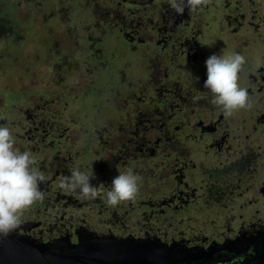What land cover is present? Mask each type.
<instances>
[{
	"label": "flooded vegetation",
	"instance_id": "flooded-vegetation-1",
	"mask_svg": "<svg viewBox=\"0 0 264 264\" xmlns=\"http://www.w3.org/2000/svg\"><path fill=\"white\" fill-rule=\"evenodd\" d=\"M104 4L106 22L99 26L151 52H135L138 70L130 78L120 75L121 92L97 100L95 110L109 119L96 121L101 129L94 136L63 145L58 132L44 148V138L28 127L32 122L0 120L22 131L15 130L20 134L14 135L15 145L33 143L30 152L46 177L40 185L46 198L23 213L18 228L0 235V243L26 240L67 248L78 238L108 239L114 245L172 246L182 255L176 264H264V0H212L183 14L167 0ZM89 12L98 28L99 17ZM233 52L246 58L239 83L248 89L251 106L225 116L204 88L205 61ZM48 148L53 150L44 152ZM117 162L142 177L135 200L111 206L103 195L79 199L63 214L62 177L74 168L93 170L90 182L110 187L120 173Z\"/></svg>",
	"mask_w": 264,
	"mask_h": 264
},
{
	"label": "rangeland",
	"instance_id": "rangeland-1",
	"mask_svg": "<svg viewBox=\"0 0 264 264\" xmlns=\"http://www.w3.org/2000/svg\"><path fill=\"white\" fill-rule=\"evenodd\" d=\"M67 2L72 8L70 13L67 11V20L69 21V26L76 29L72 38L76 41L75 44L77 49L73 51L72 54L79 60L80 65L78 70L72 71L69 76L67 75L68 73H62V78L58 79V83H56L51 80L50 74L47 72L51 71L52 64L59 59V53L56 55L53 50L50 52V48L52 49V47H48L49 44L47 45V40L44 34L38 30V19L28 16L26 20H18L19 17H17V12L20 8L18 1L0 0V14L6 15L12 21L16 22V32L22 35V38L14 45H11L9 41L11 38L5 40L3 43H0V49H6L7 52H9L8 61H10L9 66L5 65L7 62H2L1 68H3H0V112L3 114V112L12 105L10 99L12 93L10 94L7 91L8 87L9 90L12 89L14 91L15 89H18L25 93L28 92L29 89H41V85L49 87L57 92L50 101V109H52V106L54 107V100L58 96V112H65V114L69 112L77 120L72 123L69 129H66L67 134L61 138V142L64 143L65 140H67L68 143H70L69 145H71L80 138L94 136L93 132L101 129L97 122L90 125L85 123L84 125H87L88 130L83 131L81 129V120H88L89 115L94 117L95 120L109 119V116L105 114H103V118L102 116L100 117L99 112L95 110L96 105L87 107L86 99L83 102H80L81 98L86 93V90L82 89V86L88 83V75L93 71L92 69L89 71L87 66H92L102 59L109 60L111 64L113 61L117 63V66H115L114 69L120 70L118 74L113 73V75L117 76L115 81L118 83L115 88L116 96L119 94L122 85L120 75L123 74L125 77L130 78L129 75L138 70L137 64H139V62L135 64L134 54L137 51H142L145 47L140 48V46H138L137 48L136 42L126 43L125 41H119L117 32L108 28L107 25H102L101 28L91 27L90 25L94 22L93 17L88 8H83L82 0H65L64 2L62 0V5L65 8L68 6ZM28 5L31 8L30 13H32L33 9L38 10L37 0H32L31 2L28 1ZM33 15H35V13H33ZM49 23L53 24V29L58 30V20L53 19ZM62 39L63 42L67 44L68 39L65 37ZM45 41L46 44H42ZM144 50L151 52L150 49L147 48ZM130 53L131 55H129ZM18 55H20L18 62L11 63ZM14 63L16 65L12 67ZM124 63H127V65H124ZM79 70H82L85 73V76L79 73ZM76 77H80V79L73 80ZM90 80L91 79H89V81ZM63 89H66L68 97L63 96ZM34 97L36 96L34 95ZM73 97L74 100L72 99ZM26 98L31 101L30 96H26ZM116 104H119L118 101ZM71 107H74V109H70ZM111 115L116 116L115 113H112ZM2 119L3 118L0 117V120ZM24 121L25 120L20 113L14 115L12 119V122H16L18 125H21ZM0 126L6 125L0 124ZM8 128H10L12 133H14L16 129H18L19 133L22 132L19 128ZM108 136L113 138L110 134H108ZM17 142H19V144L15 146L19 150L31 151L33 143L30 144V148H27V145H24V143L20 141ZM68 143L66 145H68ZM82 143L85 144L86 140L82 139ZM68 148L70 147H66V149ZM44 156L49 157L50 155L48 153H44ZM62 156L64 157V155ZM72 157L74 156L72 155ZM138 160L144 163V158L138 157ZM88 161L89 160L82 161L80 162V165H86ZM115 166L118 169V172L126 171L122 168L119 162H117ZM142 172H145V170ZM92 184L95 186L94 182ZM58 193V205H60V208H58L61 209L62 212L64 211L63 214L66 215L73 209V206L77 204L75 201L80 198L78 196H73L66 191L60 190L59 188ZM61 194H63L62 197ZM68 194L70 195L65 198Z\"/></svg>",
	"mask_w": 264,
	"mask_h": 264
},
{
	"label": "clouds",
	"instance_id": "clouds-1",
	"mask_svg": "<svg viewBox=\"0 0 264 264\" xmlns=\"http://www.w3.org/2000/svg\"><path fill=\"white\" fill-rule=\"evenodd\" d=\"M177 14H183L209 6L212 0H167ZM246 58L233 52L229 55H210L206 61L207 79L204 88L212 96L211 103L225 116L251 106V97L246 87L239 83L245 70ZM194 100L200 99L194 96ZM93 170L74 168L69 176L60 179L58 188L76 194L82 201H95L103 195L111 206L135 200L140 194L142 177L132 168L120 172L111 182L94 186ZM46 182L38 170V161L30 151H21L15 146V137L6 126H0V235H7L22 223L23 213L37 201L46 198L40 185Z\"/></svg>",
	"mask_w": 264,
	"mask_h": 264
},
{
	"label": "trees",
	"instance_id": "trees-1",
	"mask_svg": "<svg viewBox=\"0 0 264 264\" xmlns=\"http://www.w3.org/2000/svg\"><path fill=\"white\" fill-rule=\"evenodd\" d=\"M17 1L20 7L17 12V17H19L18 20H26L28 16L37 18L38 21H40H37L38 30H40L44 34L47 40V45L49 44L48 47H52V49L50 48V52H52L53 50L54 54L58 55L59 53V59H57L52 64L51 71L47 72L50 74L51 80L58 83V79L62 78V73H68L67 75L69 76L72 71H77L80 63L79 60L76 59L72 54L73 51L77 49V46L75 44L76 41L72 38V36L76 32V29L71 28L69 26V21L67 20V11L69 13L72 11L69 3L67 2L68 6L65 8L62 5V0H37L38 10L33 9L32 13H30L31 8L28 5V1L31 2L32 0ZM64 1L65 0H63V2ZM92 1H94L93 6L91 4ZM82 2L83 8H89L95 13L97 17H99L98 27L101 28V26H99V23L102 21L106 22L105 17H107V12L105 10L107 9V7L104 4L105 0H82ZM33 13H35V15H33ZM53 19L58 20V30L53 29V24L49 23ZM15 23L16 22L12 21L6 15L0 14V43H3L5 40L11 38V40L9 41L11 45H14L22 38V35L16 32L17 23ZM90 26L92 27V25ZM63 37L68 39V47L67 44L63 42ZM42 44H46V41ZM0 51V68L2 62H7L5 65L9 66V52H7V50L3 48H1ZM19 59L20 55L15 57V60L11 63L18 62ZM14 65L16 64L14 63L12 67ZM115 66H117V63L115 61H113L111 64L109 60L106 59H102L92 66H87L89 71L91 69L93 71L88 75V83L82 86V89L86 90V93L81 98L80 102H83L86 99L87 107H90L92 105H95L98 99H102L106 96H117H115V88L118 83L115 81L116 76L113 75V73L118 74L120 69L115 70ZM79 73L85 76V73L82 70H79ZM79 79L80 77H76L73 80ZM89 79L91 80L89 81ZM122 89L123 88L121 87V90ZM106 90H109V93L106 92ZM7 91L10 94L12 93L10 97L12 105L8 107V109L5 110L3 114L0 112V117L3 118L2 120H5L10 124L14 115L20 113L25 121L32 122V124L28 125L30 129H35L32 130V132L34 134H39L41 135V138H44V140L42 139L40 141V143L43 144L44 148L46 147V145L52 146L49 137L55 138L58 132H60L63 135L61 138H63L67 134L66 129H69L72 123L77 121L69 112L66 114L65 112H58V96L54 100V107L52 106V109H50V101L57 92L50 89L49 87H44L41 85V89H29V91L26 93L18 89H15L14 91L12 89L9 90L8 87ZM63 92V96L68 97L66 89H63ZM34 95L36 97H34ZM26 96H30L31 101L30 99L26 98ZM72 99L74 100V97ZM70 109H74V107H71ZM96 121L98 120H95L94 117L89 115L88 120H81V129L83 131H87V125L84 124L87 123L90 125L94 124ZM25 134L26 133H23L22 135ZM13 135L17 136L20 134L13 133ZM67 143V140H65L64 143L62 142L63 145H66ZM69 144L70 143H68V145ZM51 150H53V148H48L44 152ZM68 151L71 152V147L68 148ZM53 155H55V152L53 153Z\"/></svg>",
	"mask_w": 264,
	"mask_h": 264
},
{
	"label": "water",
	"instance_id": "water-1",
	"mask_svg": "<svg viewBox=\"0 0 264 264\" xmlns=\"http://www.w3.org/2000/svg\"><path fill=\"white\" fill-rule=\"evenodd\" d=\"M79 239L69 247L26 240L0 243V264H176L182 255L172 246Z\"/></svg>",
	"mask_w": 264,
	"mask_h": 264
}]
</instances>
